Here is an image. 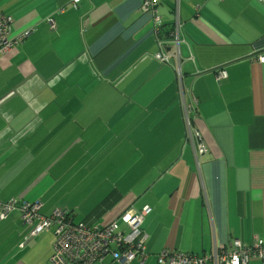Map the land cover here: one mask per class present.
I'll list each match as a JSON object with an SVG mask.
<instances>
[{
  "label": "crops",
  "instance_id": "obj_1",
  "mask_svg": "<svg viewBox=\"0 0 264 264\" xmlns=\"http://www.w3.org/2000/svg\"><path fill=\"white\" fill-rule=\"evenodd\" d=\"M72 2L0 0L8 38L29 32L0 55V202L17 204L0 264H52L56 227L26 239L23 202L88 226L152 208L146 260L104 264L264 242V0H160L155 16L142 0Z\"/></svg>",
  "mask_w": 264,
  "mask_h": 264
},
{
  "label": "built area",
  "instance_id": "obj_2",
  "mask_svg": "<svg viewBox=\"0 0 264 264\" xmlns=\"http://www.w3.org/2000/svg\"><path fill=\"white\" fill-rule=\"evenodd\" d=\"M222 1V0H220ZM80 0H73L72 6H77ZM160 0H142L143 12H150L155 16ZM158 18L156 17V20ZM12 18L0 13V55L7 53L11 47L19 45L29 32L19 38H8ZM157 58L167 62L162 54ZM264 63V56L260 59ZM226 77L225 71L219 73V78ZM185 96V90L182 91ZM183 96V97H184ZM195 110L183 107V117L186 128V138L194 147L195 153L206 152L204 144L197 147L191 131ZM199 135V134H198ZM15 200L7 203L0 202V218L6 219L16 209ZM41 203H21L19 211L21 219L28 226L29 233L26 239H32L56 227V242L50 257L52 264H104L108 256L121 263H129L136 257L143 262L147 258L145 237L141 239V226L151 213V208L145 207L139 211L128 210L123 212L116 220L103 225L88 226L75 220V213L55 209L51 216L40 213ZM124 226V227H123ZM257 258L264 263V242L255 237L251 245H244L240 240H234L229 248L218 246L210 256H197L190 253L165 251L158 258L159 264H247L251 259Z\"/></svg>",
  "mask_w": 264,
  "mask_h": 264
},
{
  "label": "trees",
  "instance_id": "obj_3",
  "mask_svg": "<svg viewBox=\"0 0 264 264\" xmlns=\"http://www.w3.org/2000/svg\"><path fill=\"white\" fill-rule=\"evenodd\" d=\"M196 115H197V113H194V117H193V119L196 118ZM184 125H185V124H184ZM184 129H185V128H184ZM185 131H186V129H185ZM191 131H192V133H193V137H194V144L198 147L199 144L202 143V144H204V147H206V145H205V143H204V141H203V139H202V137H201L200 132L198 131V129H197L196 126H195V120H192V128H191ZM198 134H199V135H198ZM207 151H208V149H207V147H206V152H204L203 154H201V153H199V152H196V156L199 158V156H202V155L206 154ZM151 213H152V208H151ZM151 213H150V214H151ZM150 214H149V215H150ZM146 217H147V216H146Z\"/></svg>",
  "mask_w": 264,
  "mask_h": 264
},
{
  "label": "water",
  "instance_id": "obj_4",
  "mask_svg": "<svg viewBox=\"0 0 264 264\" xmlns=\"http://www.w3.org/2000/svg\"><path fill=\"white\" fill-rule=\"evenodd\" d=\"M14 94H16V91H14ZM11 97H13V96H11ZM10 99H12V98H9V100H10ZM9 100H5L2 104L8 102ZM2 104H1V105H2Z\"/></svg>",
  "mask_w": 264,
  "mask_h": 264
}]
</instances>
